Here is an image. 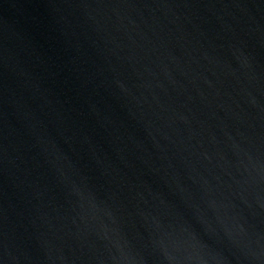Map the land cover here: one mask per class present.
<instances>
[{"label": "water", "instance_id": "95a60500", "mask_svg": "<svg viewBox=\"0 0 264 264\" xmlns=\"http://www.w3.org/2000/svg\"><path fill=\"white\" fill-rule=\"evenodd\" d=\"M0 264H264V0H0Z\"/></svg>", "mask_w": 264, "mask_h": 264}]
</instances>
